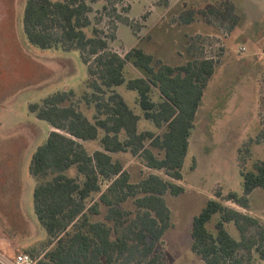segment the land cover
Instances as JSON below:
<instances>
[{"label": "trees", "instance_id": "1", "mask_svg": "<svg viewBox=\"0 0 264 264\" xmlns=\"http://www.w3.org/2000/svg\"><path fill=\"white\" fill-rule=\"evenodd\" d=\"M98 1L103 2L101 12L91 19L90 3ZM125 2L26 0L23 30L29 43L41 49L78 50L88 72L87 92L81 97L68 90L30 107L53 128L29 165L36 181L34 212L48 238L23 252L41 264H167L159 244L174 224L165 196L185 193L177 182L183 180L189 138L224 47L209 57L206 44L217 41L197 34L187 37L188 58L180 65L166 64L140 47L121 56L110 44L116 39L114 19L129 24L117 8L127 12ZM230 7L220 2L190 10L178 22L191 24L200 17L220 29L216 22L230 20L226 31L231 33L239 16ZM105 16L113 19L107 35L99 28ZM129 67L138 74L130 73ZM120 86L137 93L135 109L116 91ZM83 105L93 111L91 118ZM141 121L146 122L142 129ZM254 141H264V122L249 143ZM87 142H96L98 149L90 153ZM119 154L139 158L152 173L132 182L124 163L115 157ZM241 156L243 193L216 191L193 219L191 250L204 264L264 261V221L225 204L248 211L249 195L264 191V161L248 169L246 156ZM194 167L193 160L190 169ZM154 171L164 172L168 179ZM216 216L211 230L208 225Z\"/></svg>", "mask_w": 264, "mask_h": 264}, {"label": "rangeland", "instance_id": "2", "mask_svg": "<svg viewBox=\"0 0 264 264\" xmlns=\"http://www.w3.org/2000/svg\"><path fill=\"white\" fill-rule=\"evenodd\" d=\"M220 2L224 7L232 6L234 14L240 16L241 21L231 33L226 31L230 20L216 22L221 24L220 29L200 17L191 24L178 22L187 11L202 10ZM90 4L93 9L90 17L94 19L103 2ZM25 5L26 0H0V252L8 258L48 238L34 212L36 181L29 173V165L53 128L38 119L30 107L68 90L79 98L87 92L88 79L87 66L78 50L41 49L29 43L23 30ZM124 7L129 8L127 12L117 6L129 24L114 19L116 39L110 44L121 56L133 47H140L166 64L180 65L188 58L184 49L188 36L200 34L217 41L214 46L206 44L205 51L210 57L224 42L210 35L216 31L224 38L231 35L225 42L226 50L222 52L225 55L220 57L204 92L189 138L183 180L177 182L185 187V193L165 196L174 227L159 244L167 264H204L191 250L194 217L216 191L243 193L240 155L246 156L244 165L248 169L256 161H264V141L249 143L257 137L264 122V0H127ZM103 18L99 28L107 35L111 32L109 21L113 19ZM129 72L138 74L131 67ZM116 91L132 109L137 107L135 91L125 86L117 87ZM82 109L91 118L93 111L84 105ZM145 123L140 122L141 129ZM84 145L90 153L98 149L96 142ZM115 157L124 163L134 183L152 173L130 154ZM193 160L195 167L190 169ZM154 172L168 179L164 172ZM249 202L248 211L232 202L225 204L264 221V191L254 190ZM217 220L218 216L208 228L213 230ZM229 229L238 238L235 228Z\"/></svg>", "mask_w": 264, "mask_h": 264}, {"label": "built area", "instance_id": "3", "mask_svg": "<svg viewBox=\"0 0 264 264\" xmlns=\"http://www.w3.org/2000/svg\"><path fill=\"white\" fill-rule=\"evenodd\" d=\"M0 264H41V263L39 259L33 258L28 253H18L13 257L8 258L0 252Z\"/></svg>", "mask_w": 264, "mask_h": 264}, {"label": "crops", "instance_id": "4", "mask_svg": "<svg viewBox=\"0 0 264 264\" xmlns=\"http://www.w3.org/2000/svg\"><path fill=\"white\" fill-rule=\"evenodd\" d=\"M167 10H169V9H167ZM241 21V19H240V16H239V22ZM238 22V23H239ZM222 35V34H221ZM210 36H215V37H220L224 42L222 43L223 44V47L225 48V50H226V41L228 40V38L231 36L230 34L229 35H227L225 38L224 37H222V36H220V33L218 32V31H216V33H212ZM225 55V53L222 55V57ZM222 57H221V59H222ZM220 59V60H221ZM217 69V68H216ZM21 253H24L23 251L21 252Z\"/></svg>", "mask_w": 264, "mask_h": 264}]
</instances>
